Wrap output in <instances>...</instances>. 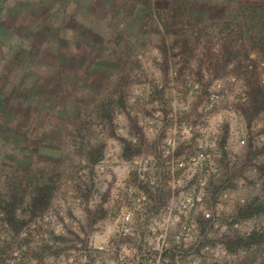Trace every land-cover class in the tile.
Instances as JSON below:
<instances>
[{"label": "clouds", "instance_id": "clouds-1", "mask_svg": "<svg viewBox=\"0 0 264 264\" xmlns=\"http://www.w3.org/2000/svg\"><path fill=\"white\" fill-rule=\"evenodd\" d=\"M109 19L98 25L105 39L125 27L123 22L109 26ZM152 20L156 31L143 47L137 45L133 57L141 62L139 68L131 73L114 70L108 76L81 118L87 128L79 135L80 121L65 126L62 175L35 218L30 220L32 193L15 208L16 220L29 222L18 233L4 224L0 248H6V255L0 264H22L24 254L29 264H161L166 249L197 246L198 252L178 254L163 264H264V243H245L253 232L264 233V213L232 222L253 201L264 204V175L250 167L232 178L231 187L215 197L212 191L226 171L231 175L239 169L249 134L264 130V112L249 124L235 109L246 90L244 79L233 72L235 61L213 78L210 65L217 62L222 46L217 29L209 28V35L198 42L194 32L186 33L190 54L173 58L172 53L181 52L173 42L181 37L166 33L155 15ZM161 43L168 49L167 71ZM255 56L250 53V58ZM126 74L131 79L122 85ZM205 86L209 95L200 104ZM154 90H161L162 97L154 98ZM105 104L110 119L101 115ZM225 125L229 136L221 150L218 141ZM99 145L104 146L101 157L91 163L88 153ZM181 146L187 150L177 158ZM254 146L264 147V134L256 136ZM126 147L138 151L125 158ZM223 154L228 169L218 163ZM253 163L264 164V157ZM134 179L163 198L164 206L150 211L153 201ZM0 188H5L2 181ZM89 188L84 198L81 193ZM98 209L105 215L94 219ZM198 218L211 221L203 233ZM237 240L242 243L229 248L228 242ZM149 253L154 255L145 259Z\"/></svg>", "mask_w": 264, "mask_h": 264}, {"label": "rangeland", "instance_id": "rangeland-1", "mask_svg": "<svg viewBox=\"0 0 264 264\" xmlns=\"http://www.w3.org/2000/svg\"><path fill=\"white\" fill-rule=\"evenodd\" d=\"M153 15L164 24L166 33L181 37L173 42V47H181L180 53H172L173 58L190 54L186 33L194 32L198 42L209 35V28L217 29L222 46L217 62L210 65L213 78L221 77L226 65L235 61L233 72L246 85L245 100L235 109L249 124L264 112V0H0V181L6 188H0V212L5 214L0 217V232L5 223L18 233L29 222L17 221L14 216L25 195L33 194L30 220L47 205L62 175L65 126L80 121L79 135L87 128L81 118L108 76L114 70L131 73L139 68L141 62L133 57L137 45L143 47L145 38L156 31ZM107 18L109 26L125 23L110 39H105L98 27ZM110 46L114 47L109 50ZM160 48L165 56L162 67L167 71L168 49L163 43ZM250 53L256 54L255 59L249 58ZM247 58L253 64L251 71L244 68ZM182 74L183 67L178 70V81ZM130 79L126 74L121 84ZM153 97L161 98L162 91L154 90ZM199 103L203 104L201 94ZM100 112L110 119L107 104L100 106ZM262 134L264 130L249 134L239 169L231 175L226 171L219 185L213 186V195L231 187L232 178L250 167L264 175V164L253 163L264 157V147L254 146L256 136ZM228 136L225 125L220 148ZM103 149L99 145L90 150L91 163L101 157ZM137 151L126 147L123 155L130 158ZM219 164L228 169L226 154ZM136 186L145 187L141 183ZM89 191L81 195L87 198ZM151 197L164 202L161 197ZM260 213H264V204L253 201L234 219L241 221ZM104 215L98 209L94 219ZM240 243L229 241L228 246ZM245 243H264V233L253 232ZM5 255L6 248H0V257ZM24 256L22 264H29L27 254Z\"/></svg>", "mask_w": 264, "mask_h": 264}, {"label": "built area", "instance_id": "built-area-1", "mask_svg": "<svg viewBox=\"0 0 264 264\" xmlns=\"http://www.w3.org/2000/svg\"><path fill=\"white\" fill-rule=\"evenodd\" d=\"M249 58L245 59L244 63H243L244 64V68L247 71L253 70V64H252V62L250 61ZM201 95L203 97V103H204L205 101H207V98H208V95H209L208 92H207V87L205 89H203V90L201 89ZM224 145L221 147V150H223ZM186 150H187V146H181V148L177 149V152L175 153L176 157L179 158L182 154L185 153ZM142 185L145 186L147 189L144 187V188H142L140 190L148 195V198H149L150 201H153L152 206L150 208V211H155L158 208L163 207L164 206V204H163L164 202H161L162 199H158V198L156 199V198L151 197V193H149L148 186L145 185V184H142ZM213 197H215V194L213 195ZM232 222L235 223V222H238V220L237 219H233ZM198 223L200 224L201 232L203 233L209 227V225L211 224V221L210 220L209 221H204L202 218H198ZM202 243H204V242H202ZM198 250H199V246H197L196 248L188 249L186 251H181L180 249H178L176 247H173L171 249H166L160 255L161 264H163V261L165 259H167L169 261L174 260V258L178 254L181 255V257H183V256L191 254L193 252H198ZM152 255H154V254H152V253L146 254V256L144 258L145 259H150Z\"/></svg>", "mask_w": 264, "mask_h": 264}]
</instances>
